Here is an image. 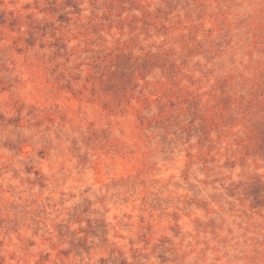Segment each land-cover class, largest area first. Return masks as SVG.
Wrapping results in <instances>:
<instances>
[{
	"label": "rangeland",
	"instance_id": "1",
	"mask_svg": "<svg viewBox=\"0 0 264 264\" xmlns=\"http://www.w3.org/2000/svg\"><path fill=\"white\" fill-rule=\"evenodd\" d=\"M0 264H264V0H0Z\"/></svg>",
	"mask_w": 264,
	"mask_h": 264
}]
</instances>
